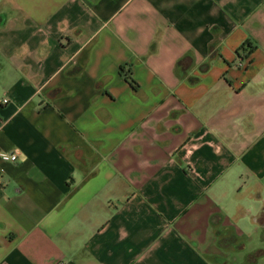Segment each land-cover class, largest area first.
Here are the masks:
<instances>
[{"label": "crops", "instance_id": "0c3cea01", "mask_svg": "<svg viewBox=\"0 0 264 264\" xmlns=\"http://www.w3.org/2000/svg\"><path fill=\"white\" fill-rule=\"evenodd\" d=\"M3 149L0 264H264V0H0Z\"/></svg>", "mask_w": 264, "mask_h": 264}, {"label": "trees", "instance_id": "16d2710c", "mask_svg": "<svg viewBox=\"0 0 264 264\" xmlns=\"http://www.w3.org/2000/svg\"><path fill=\"white\" fill-rule=\"evenodd\" d=\"M255 48H256V44H254L253 41L248 38L238 47L237 54L240 58H245L248 57L254 51ZM122 70L126 75V78L130 82L134 84H138L137 81L132 76V72L130 69H126V66L122 65Z\"/></svg>", "mask_w": 264, "mask_h": 264}, {"label": "built area", "instance_id": "2783aa9c", "mask_svg": "<svg viewBox=\"0 0 264 264\" xmlns=\"http://www.w3.org/2000/svg\"><path fill=\"white\" fill-rule=\"evenodd\" d=\"M5 100H7V99H5ZM0 156L4 160H17L18 159L17 152L12 151V150H7V149L1 150L0 151Z\"/></svg>", "mask_w": 264, "mask_h": 264}]
</instances>
